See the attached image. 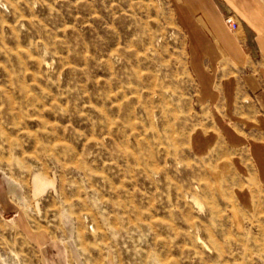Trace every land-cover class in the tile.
<instances>
[{"label": "rangeland", "instance_id": "1", "mask_svg": "<svg viewBox=\"0 0 264 264\" xmlns=\"http://www.w3.org/2000/svg\"><path fill=\"white\" fill-rule=\"evenodd\" d=\"M180 2L0 0V264H264Z\"/></svg>", "mask_w": 264, "mask_h": 264}, {"label": "crops", "instance_id": "2", "mask_svg": "<svg viewBox=\"0 0 264 264\" xmlns=\"http://www.w3.org/2000/svg\"><path fill=\"white\" fill-rule=\"evenodd\" d=\"M180 1L182 22L196 41L197 79L214 112L198 143L227 146L244 181L255 179L263 192L264 0Z\"/></svg>", "mask_w": 264, "mask_h": 264}, {"label": "built area", "instance_id": "3", "mask_svg": "<svg viewBox=\"0 0 264 264\" xmlns=\"http://www.w3.org/2000/svg\"><path fill=\"white\" fill-rule=\"evenodd\" d=\"M227 23L230 25V27L234 30H236L239 27L238 22L234 19V17H228L226 19Z\"/></svg>", "mask_w": 264, "mask_h": 264}]
</instances>
